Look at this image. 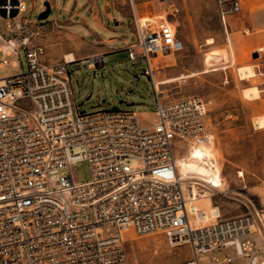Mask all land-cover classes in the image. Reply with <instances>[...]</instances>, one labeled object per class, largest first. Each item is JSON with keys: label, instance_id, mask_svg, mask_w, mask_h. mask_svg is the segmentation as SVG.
Segmentation results:
<instances>
[{"label": "built area", "instance_id": "built-area-1", "mask_svg": "<svg viewBox=\"0 0 264 264\" xmlns=\"http://www.w3.org/2000/svg\"><path fill=\"white\" fill-rule=\"evenodd\" d=\"M249 1L259 0H216L224 24ZM1 8L13 20L27 6L7 0ZM134 19L136 41L126 52L146 63L149 123L130 110L80 111L68 70L75 62L44 64L45 49L33 44L37 33L26 32L31 18L8 23L10 37L0 31V68L20 51L28 62L27 71L0 77V264H130L128 234L158 233L170 250H189L181 264L204 257L210 264H264V178L258 208L232 219L198 217L196 204L217 188L180 175L176 144L209 133L215 100L166 99L153 61L183 43L163 18L143 26L136 11ZM104 62L97 55L82 61L90 69ZM82 163L91 172L83 183L74 176Z\"/></svg>", "mask_w": 264, "mask_h": 264}, {"label": "rangeland", "instance_id": "rangeland-1", "mask_svg": "<svg viewBox=\"0 0 264 264\" xmlns=\"http://www.w3.org/2000/svg\"><path fill=\"white\" fill-rule=\"evenodd\" d=\"M6 1H0V31L6 37H10L7 31L10 22L31 18L41 23L39 16L44 4L34 13L27 11L10 20L6 10L1 8ZM106 1L100 0V3ZM17 2L12 0L13 4ZM122 7L131 17L119 19L123 26L117 27L114 37L129 36L132 26L136 32L137 11L142 24L147 21L155 24L160 18L170 22L177 39L183 43V50L174 54L160 53L153 61L156 82L166 99L202 96L215 100L209 133L200 141L176 144V159L183 178L199 181L196 176L205 174L220 187L206 192L196 204L198 208L219 209L222 219L236 218L258 208L264 178V129H258L254 119L264 115V76L240 81L239 68L256 65L264 72V49L260 53L258 50L264 43H252L261 32L245 24L241 13L230 16L224 24L216 0H127ZM16 14L17 11H13L11 17ZM254 16L264 25V8L254 12ZM61 17L66 18L67 12L60 16L59 10H52L50 19ZM211 39L213 43L209 44ZM135 41V37L129 40L130 43ZM124 46V42L118 41L115 44L118 51L105 57L102 68L98 65L90 69L82 62L68 65L74 100L80 111L130 110L137 112L143 123L152 122L154 117L149 116V112L154 110L153 85L144 72L146 63L143 60L132 62L127 52L122 51ZM14 61L20 66L14 67ZM27 70L25 51H20L19 59L12 57L7 67L0 68V77ZM253 86L263 91L260 99L245 97V88ZM74 176L77 182L89 181V165L76 166ZM124 247L130 264H181L190 259L186 248L170 250L165 236L160 233L128 234ZM200 264H210V258H201Z\"/></svg>", "mask_w": 264, "mask_h": 264}, {"label": "crops", "instance_id": "crops-1", "mask_svg": "<svg viewBox=\"0 0 264 264\" xmlns=\"http://www.w3.org/2000/svg\"><path fill=\"white\" fill-rule=\"evenodd\" d=\"M26 6V12L34 13L39 6L47 3L52 10H59L60 16L67 12V17L62 19H48L41 23L33 21L26 32L37 33L33 38V44L45 49V55L42 57L43 63L47 65L61 64L67 56L73 55L74 62H82L85 59L115 54L118 50L115 44L118 41L125 43L122 51L126 52L130 38L134 37L136 32L132 26L128 34L121 38L114 37L117 27L123 26L119 20L131 17L130 13L122 6L127 0H107L101 4L100 0H20ZM264 8V0L249 1L244 5L241 15L245 24L253 31H260L261 35L253 38V44L264 43V25L256 19L254 12ZM45 10L43 8L42 12ZM134 23V19H133ZM115 24V27H114ZM227 24V22H226ZM264 49V47H263ZM262 50H260L261 52ZM68 60V59H67ZM233 64V63H232ZM231 64V65H232ZM229 65V66H231ZM228 67V66H225ZM256 68L259 70L257 71ZM240 81H249L258 76H264V72L258 66L246 65L239 68ZM239 77V76H238ZM243 89L245 97L250 100L261 98L262 90L257 87H248ZM242 91V93H243ZM149 116L154 115L149 112ZM264 115L254 119L255 126L258 129H264Z\"/></svg>", "mask_w": 264, "mask_h": 264}, {"label": "bare ground", "instance_id": "bare-ground-1", "mask_svg": "<svg viewBox=\"0 0 264 264\" xmlns=\"http://www.w3.org/2000/svg\"><path fill=\"white\" fill-rule=\"evenodd\" d=\"M141 23H142V19H141ZM144 26V24H142ZM213 43V40H209V44ZM263 48L261 49H258L259 51L262 50ZM67 59L68 61H73L74 60V56L73 55H69L67 56ZM157 87L159 88L158 84H157ZM196 178L201 181H194L193 178L191 177H187L186 176V179H192V181L194 182L195 185L197 186H204L206 183L210 184V186H213L214 188H220L219 186H217L214 182H211V180L207 177V175L203 174V175H199V176H196ZM207 203H211V200L208 199L207 200ZM208 208V207H206ZM205 209H199L198 211V217L203 220L202 218H207V219H216L219 215H220V212H219V209H216V208H211L210 210H206Z\"/></svg>", "mask_w": 264, "mask_h": 264}, {"label": "water", "instance_id": "water-1", "mask_svg": "<svg viewBox=\"0 0 264 264\" xmlns=\"http://www.w3.org/2000/svg\"><path fill=\"white\" fill-rule=\"evenodd\" d=\"M51 13H52V8H51L50 4L47 3V4L45 5V10H44L43 12L40 13L39 20H40L41 22H43V21H44V22L47 21V20L50 18ZM254 57L258 58V54H255Z\"/></svg>", "mask_w": 264, "mask_h": 264}]
</instances>
